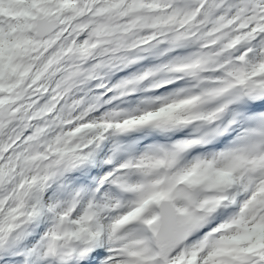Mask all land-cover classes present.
<instances>
[{
  "label": "rangeland",
  "instance_id": "1",
  "mask_svg": "<svg viewBox=\"0 0 264 264\" xmlns=\"http://www.w3.org/2000/svg\"><path fill=\"white\" fill-rule=\"evenodd\" d=\"M28 2L26 8H18L12 6L10 8V12H15L20 16L17 20L19 21V28L17 32L20 36L23 34L27 37V40L22 38L20 42H18L17 38H12V34H7L4 37L3 33H0V91L4 89H11L15 91V96L13 97L14 103H19V106L11 107L9 100L3 99L0 97V107L3 104H6L10 109V112L14 114L13 117L0 121L9 122L12 119L18 118L20 110L19 108L26 109L30 108L32 113H26L27 116L25 119H30L31 116H34L33 113L43 112L46 114L45 119H38V122H43L42 124L38 123V126L34 128V131L38 133L37 137H45L42 138L40 144L43 146L42 151L45 156H50L47 153L50 146L51 153H55V155H62L64 153H71L76 148L75 145L70 144L71 141L81 142L84 145L79 147L82 150H88V163L96 162L99 165L101 164V146L97 144V139L99 137L105 136V132L109 134V130L107 129V124L110 125V121L100 119L101 116L95 117V119L87 120L84 122H80L82 120L81 114L74 115L71 119H63L59 120L58 116H67L72 113H75L80 107V102H75V104H69L66 102H60L57 97H60V91L56 94L53 92L58 89V87L63 84L66 78H68L72 72L66 71L64 67L58 69L57 65H60V59L64 56H67L69 50H71L74 46V39L69 43H64L63 45L54 44L51 45L52 48L46 52V48L43 52H40L38 56L42 57V65L40 66V72L35 75L36 78L41 79L43 82V91L44 94L38 96L35 100H30L29 96L25 98L28 100H23V94L19 93V85L27 82L28 78L33 71L35 62L32 57H27L26 61L27 66L26 69H21V64L17 61L19 57V52L23 48V45L28 42H33L35 44V50H39L40 47L43 46V43L40 41L34 40L33 37H30L27 34L28 29L34 28V22L36 17L45 15L42 11H45V8L49 6H40V0H25ZM46 1V0H43ZM53 3L52 8L46 13L54 14L56 17L61 19L63 13L61 11L69 12V17L74 18L75 20L79 17H82L84 22L90 24H99V18H92V14L90 13L91 7L88 8L87 11H84V8L81 7V3L79 0H51ZM92 0H85L86 3H90ZM123 1H121L122 4ZM78 7V11H75V8ZM115 8V6H113ZM99 11L105 12L106 9H98ZM135 11V10H134ZM133 11V12H134ZM141 12L145 13L147 10L142 9ZM140 20L139 18H134V22ZM145 24H151L150 20H144ZM131 23V22H130ZM129 30L123 28L117 29L116 33H118V37H116V43H120L121 45L131 43L134 39L135 33H128ZM45 45V44H44ZM83 46V48L89 49L92 47L85 41L79 44ZM46 47V46H45ZM48 70V73L46 70ZM46 72V74H45ZM31 78V77H30ZM31 81V80H29ZM20 94V95H19ZM46 101L44 98H47ZM23 100V102L21 101ZM52 111V113H48ZM143 118V117H141ZM58 119V120H57ZM55 122V127H50L49 130L44 131V129L49 125L48 122ZM37 123V121H36ZM18 126H22L19 124ZM31 127H24L21 131L26 133L28 130H32ZM65 129V132L58 137L55 141H52L53 136H48V133L54 132L55 130ZM81 131V132H80ZM6 135V133H5ZM18 133H16V139L20 137ZM9 136H5L3 144L6 147H12L10 153V161L12 162L9 165V161L5 159V154L0 147V177L5 180L6 185L3 188H0V232L5 230V226L14 218L22 217L23 224L32 222L33 220H39L42 224L40 228V234L29 238L27 234H24L22 237V230L20 227H16L17 232L13 236V239L8 242L7 248H1L0 252H7L10 250H15L19 247L22 248V251H25L24 254H20V261L27 260L28 258H32L33 260L37 258H41L43 253L38 255L36 246H46L47 244H53L55 239H58V247H59V238L58 236L66 235L69 239L72 240L73 243L80 244L77 239L78 235L84 234V237L91 235L90 232L86 233V229L80 225V219L92 222V226L94 228V234L96 236V240L100 241V239L105 242H112V238L109 237V230L107 223L105 226L102 225V219L97 215H92L91 213L86 212L85 208L75 215V218H72L68 221H56L58 215L63 217V213L60 211V208L56 204H52L51 202L46 203L44 196L37 197L32 202L30 200H24L25 198L20 195V189L22 186H25L27 183L32 181L34 184L38 185V190L41 192L50 178L51 174L44 172L38 165H36L37 161L42 160L38 154H30L27 151L30 148L39 150V144H29L31 143V139L25 138L23 141H19L17 145L12 146L14 141H9ZM15 139V142L17 141ZM53 144V145H52ZM4 149V148H3ZM32 173L31 178L27 179L28 173ZM33 184V185H34ZM44 191V190H43ZM42 195V194H41ZM26 204L25 209L22 208V202ZM76 198L72 194V190L68 192V198L60 202L61 207L64 206L65 211L74 210V204H77ZM70 203L72 206H68L65 204ZM252 210L249 213V216L252 214ZM248 216V217H249ZM51 217V218H49ZM70 223V225H69ZM261 226V224H260ZM20 229V230H19ZM92 234V235H94ZM103 234V235H102ZM22 237V238H20ZM82 249L80 248L78 252ZM1 256V254H0ZM0 264L1 261H0Z\"/></svg>",
  "mask_w": 264,
  "mask_h": 264
},
{
  "label": "bare ground",
  "instance_id": "2",
  "mask_svg": "<svg viewBox=\"0 0 264 264\" xmlns=\"http://www.w3.org/2000/svg\"><path fill=\"white\" fill-rule=\"evenodd\" d=\"M102 1H107V0H102ZM110 1H112V0H108V3H110ZM144 1H146V0H142L140 2L146 3ZM212 2H213V0H209V2H207V4H211ZM136 3H138V2L128 3V1H127L128 7H130V8H133ZM168 3H169L168 0H156L155 2H153L151 4V6L158 7V5H167ZM12 4L18 5V6H23L24 2L23 1L16 2L15 0H7V2H4L3 0L2 1L0 0V16L8 17L6 15V10ZM43 4L44 5L45 4H51V1L47 0L46 2H43ZM180 10H182V9H180L178 7H172L169 10L172 12V14L173 13L179 14V21H176L175 19H170V21H169L170 23L168 24V26L166 28L163 26H156L155 28H153L151 30H147V31L143 32L141 35H139L138 43L135 46H133L131 48V50L128 52H125L124 50L121 49V46H119V44H116L113 42V37H114L113 20L121 17L122 18V20L120 22L121 26L128 24L127 21L130 20V16L128 13L123 15L122 12L119 10H112L111 12L108 13V15L107 14L102 15L103 18L101 19V21H102L103 27L96 26V25H89L88 23L86 25H82V23L79 22L78 20L66 21V22L60 21L58 31H56L54 34L47 37L46 39H43L41 42H45L46 40H51V41L47 42V44L50 43L51 45L53 43H62L65 40H70L72 38L73 34L74 35L78 34L77 41H82L84 32H89L91 34H97L99 37L97 39V41H96V39L92 40L93 42H96L95 47L93 49H91L93 51L92 54H93V56H95V52H96V54L102 55L103 61L101 62V64L103 66H105V69L108 71L110 69H114V68L119 67L120 64H122L126 61V59L123 58V55L132 56V57L137 56V55H139V53H142L143 49H148L146 53H151V52L153 53V51L156 48H158L157 46L154 45L155 43H157V42L160 43L161 41H165L162 46L171 43V41L173 39L178 38V34H179L177 31L174 30L176 28L175 24L180 25V23L185 22L186 25L184 27H182L180 33H184V34L187 33L188 32L187 29L190 28V26H191L189 24V22L187 21V16L190 13V9L188 8L187 10H184V12H180ZM166 11H168V10H166ZM91 12H93V10H91ZM120 14H122V15H120ZM167 14L170 16L169 13H167ZM207 14H209L208 6L204 5L199 9V12L195 16L194 21L199 22ZM110 15H112V17H108ZM165 15H166L165 11H160L158 13V17H161V18L165 17ZM62 18L64 20L67 19V12H64ZM80 25H82L83 27H79ZM15 28H16V23H12L11 21H8V25H7L5 30L13 32L15 30ZM0 29H2V27H0ZM132 31H134V27H132L130 29V32H132ZM80 35H81V37H80ZM35 52H34V44H32V43H28L23 47V49L19 53V57L17 59V61L21 63V68H23V69L26 68L27 62L25 60L27 57L31 56V57H33L34 61L36 62L35 71L37 73L39 72L41 58H37L36 57L37 52L36 53ZM74 53L78 54L77 57L82 58V62L86 61V54H88L87 51L78 50L77 52H74ZM69 55L72 56L73 53H71V54L69 53ZM95 60H99V59H95ZM62 61H63L62 65L70 66L72 70H77L79 67L77 60L67 61V59H62ZM258 64L264 66V58H260L258 60ZM31 75H33V74H31ZM99 78H102V77H99ZM262 83H263V81H262ZM40 85H41L40 81L35 80V79L21 84L19 86V93L23 94V100L26 99L25 98L26 96H31L30 97L31 99H34L35 97H37V94L40 92V87H39ZM69 87H70V85L65 83L64 85H62L60 87V89L65 94L70 95L71 99H72V97H76L79 95V94H73L72 95L75 88L69 89ZM15 94H16L15 91L7 90V91H1L0 96H2L3 99H5V100H9L10 105L12 107H14V106H19V103H14V101H13V97L15 96ZM23 100H21V101L23 102ZM63 101L64 100H61L60 102H63ZM167 103L169 104V108L164 110V112L166 114H170L173 119L179 118L180 115H182L184 111H187V110L193 108L191 106L192 104L191 105L189 104V109L187 107H185V108L182 107V105L188 104V102H182L181 103L178 101L177 103L173 104L170 101H167ZM179 107H181V110L178 111L177 108H179ZM19 110H20L19 117L16 118L15 120L12 119L9 122L0 121V147L2 148V151L5 154V159L7 161H9V165H11V163H12L10 161V159H11L10 153H11L12 147H6L5 148V146L3 144V141H4L5 136H6L5 133H8L9 141H14L12 146H15L18 144V142H15V138H16L15 135L20 130V127H17L16 125L19 124L20 122H26V124L35 126V118L25 119V117L29 113L30 109H27V111H28L27 114L21 108H19ZM42 116H44V115H42ZM29 133L30 132H27L25 134V136H27ZM39 140H42V139H39ZM39 140L36 139L35 141H32V142L38 144V142H40ZM81 145H82V143H77L78 147ZM39 154L41 155L40 151H39ZM235 154L236 153L234 152V153H232L231 156H233ZM81 156H82V153L78 149H76L73 154L65 153L61 156L51 154L50 157H46L44 155L40 156L42 158V160L37 161L36 165H38L43 171L51 172L54 174L50 178V180L52 181V185L50 186V194L53 193L55 185L57 182H60L61 180L66 179L65 169L75 165L78 160H81ZM80 167H82V166L80 165ZM202 167H204V165L198 166L195 173L189 177L188 182H191L193 180H199V178L202 176H206V178H208V179L212 178L210 175L203 173ZM211 169H212V167H208L209 171H211ZM230 172L233 176L236 173L238 174L237 167H234V170L231 169ZM32 173H33V171L31 173H28L27 179L31 178ZM258 181H259V179H258ZM33 184L34 183L32 181H30L25 186L21 187L20 195L25 198L24 200H30L33 202L35 200V198L39 196V193L37 191L38 185H36V184L33 185ZM5 185H6L5 180L0 177V188H3ZM188 188H191L189 190V194L180 193V192L176 191L170 197H164L163 200L168 199L174 204V206L176 207V209L178 211L180 220L190 221L191 223H194L196 217L199 216L198 213L200 211L199 209L196 208V206H197L196 200H202V196L200 195L199 192H202V191L204 192L205 188L204 187L200 188L198 186H195V188H194V186H192L191 184L188 185ZM251 197H252V199H259V194L252 193ZM24 202L25 201L22 202V208L21 209H24L26 207V204ZM108 202L111 203V199H109ZM246 205L248 206L247 203H246ZM187 206H189V209L187 208ZM262 221H264V219H262ZM262 221H260V222H262ZM23 222H24L23 218L18 217L17 219L14 218L11 221V223H8L5 226V230L0 232V249L8 247L7 243L13 239V236L17 232L16 227H20V229L22 231H24V228L26 226L23 224ZM260 222L259 221L255 222L254 220H252L249 223V225L251 224V230L254 229L256 226H258V224ZM82 224L85 225L86 227H89L85 221L82 222ZM108 227H111V226H108ZM89 230L94 231L93 228H89ZM259 231H261V230L260 229L259 230H253V232H251L250 236H248L247 238H243L240 236H234L233 239H235L236 243L237 242L239 243L240 241L244 242V241L250 240V239L253 240V239H255V237L260 235ZM111 232L113 233V231H111ZM113 235H116L115 231H114ZM88 243L89 242L87 241L86 244H88ZM60 244H61L60 248L64 251H68L69 248H73L75 250L78 249L77 246H75V248H74V245L71 246V240H69L66 237H64L60 240ZM148 248L150 250H153L152 247H148ZM39 249L40 250L41 249L46 250V248L42 247V246H39ZM94 250H95L94 246H92L87 256L90 257ZM185 252L186 251L182 250L181 246L178 247V249H176L173 252L171 257H169V258L167 257V260L165 263L166 264H188V263L193 262V263L198 264L194 260L195 259L194 255H193V258H192V255H186L184 257L183 253H185ZM5 254L8 255V253H5ZM198 255H200V253H198ZM190 256H191V258H188ZM201 257H202V260L200 261V264H218L213 260L212 255L211 256L202 255ZM6 259L9 262L15 260V258L11 259L8 256ZM175 262H177V263H175ZM44 263L45 262L43 260V261L39 262L38 264H44Z\"/></svg>",
  "mask_w": 264,
  "mask_h": 264
},
{
  "label": "water",
  "instance_id": "3",
  "mask_svg": "<svg viewBox=\"0 0 264 264\" xmlns=\"http://www.w3.org/2000/svg\"><path fill=\"white\" fill-rule=\"evenodd\" d=\"M46 22H47L46 19H44L43 21H40L38 27L40 26V24H43V23H46ZM50 24H51V27H50V29H49V32H52V31L55 29V24H56V22L52 20V21L50 22ZM47 32H48V31H47ZM47 32H45V33H41V32H39L38 36L44 37V36L47 34ZM160 239H162V238H160ZM182 239H183V238H179V237H177V236L174 235V237H173L172 240L170 241V247L173 248V247H174L176 244H178Z\"/></svg>",
  "mask_w": 264,
  "mask_h": 264
}]
</instances>
